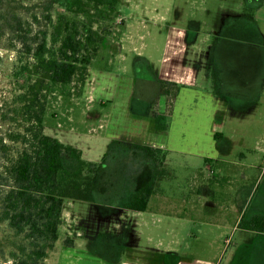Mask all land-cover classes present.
<instances>
[{
    "label": "rangeland",
    "instance_id": "1",
    "mask_svg": "<svg viewBox=\"0 0 264 264\" xmlns=\"http://www.w3.org/2000/svg\"><path fill=\"white\" fill-rule=\"evenodd\" d=\"M239 2L0 0V16L5 18V22L0 21V26L5 24L3 31L0 30V171L4 164L3 155L19 147V143L11 139L26 125L24 95L32 83L39 84L44 79L37 72L40 60L57 56L66 34V25L78 21L84 24V29H78L88 32L92 28L97 36L103 37V42L96 61L94 64L92 62L88 82L86 80L83 85L78 82L47 85L49 97L45 132L57 137L64 132L87 134L94 130L105 138V130L101 129V125L109 119L112 109L110 101L125 90L126 86L122 88L125 74L139 75L136 87L140 88H136V97L141 103L146 101L148 104L150 100L151 111L148 114L152 125L156 128H166L169 123L171 125L176 107L175 121H172V141L180 146V150L188 153H176L172 157L166 166L167 171L162 173L167 174L162 176L156 192L162 195H184L189 204V214L213 221L237 222L241 218H251L254 214H264V168L251 170L244 165L254 161L253 164L264 166V152L253 151L264 149V88L258 99L246 100L239 105L226 96L215 100L217 96L214 92L221 84L211 81L208 76H218L215 67L213 64L209 68L208 64L203 68L197 67L200 61L196 52L205 47L203 36L220 30L224 12L240 14L246 11ZM207 10L211 12L210 16ZM200 22L201 28L198 26ZM197 27L200 31L198 39L195 40L194 36L191 40L186 39L187 32L195 31ZM31 40L33 52L39 42L45 40V52L38 57L29 53L25 44H30ZM103 45L104 48L113 47V55L103 54ZM237 69L235 73L241 80L255 76L252 66L246 67L245 56L239 59ZM162 81L188 87H196L195 83H199L211 93L208 94L202 88L184 90L177 104L180 86L176 97L167 98L164 95L167 98L165 102L163 94L159 96L158 91ZM134 85L132 82L130 89H134ZM101 101H106V106ZM183 133L191 135L187 136L186 141L198 139L199 146L196 147L195 143L182 144ZM223 133L230 139L225 154L234 160L220 163L223 166L220 169L218 163L209 157H216L217 150L211 144L217 143L218 135ZM138 145L141 144L113 140L108 149L104 146V151L100 148L98 154L86 151L88 156L102 155L98 157L99 162L93 160L100 163L92 178L96 202L65 201L59 239L56 247L48 251L44 264L60 262L59 253L68 239H73L81 249H86L87 244L93 247H96L95 244H108L107 238L113 239L109 241L111 244L114 241L119 244L117 227L138 224L144 215L136 211H107L99 207L100 201L106 200L104 195L114 200L124 199L131 191H136L150 181L156 168H159L158 161L138 148ZM207 159L210 161L207 162ZM168 220L175 222L172 227L184 236L190 234L187 243L180 242L183 245L179 249L181 253H189L191 261H194L191 256L193 253L202 254L216 245L209 247L208 244L193 242L197 239L192 238V235H199L202 240L201 233L208 224L175 217H168ZM151 224L152 221L147 226H140L141 244H150V234L157 238L154 232H150L153 227ZM156 233L164 234L157 229ZM16 244L17 238L9 224L0 219V264H16L12 258ZM232 248L233 244L226 246L221 264H230ZM213 249L212 255L219 252L220 248Z\"/></svg>",
    "mask_w": 264,
    "mask_h": 264
},
{
    "label": "crops",
    "instance_id": "2",
    "mask_svg": "<svg viewBox=\"0 0 264 264\" xmlns=\"http://www.w3.org/2000/svg\"><path fill=\"white\" fill-rule=\"evenodd\" d=\"M239 1L241 7L245 8L246 11L240 14L230 11L224 12L225 18L221 23L220 30L211 33L212 35L203 36L205 43L204 50H198V52H196L198 60L200 61V64L197 66L198 68H203V66L206 67V64H208L207 68H209V65L213 64L216 73H218V76L215 78H212L210 74H208L211 81H218L221 84L214 92L217 97L215 98L213 95V98L217 100L220 96H226L237 105L246 100L254 101L258 99L264 88V0ZM207 13L209 16L211 15L209 10H207ZM178 14L181 16L179 12ZM201 23L202 22L198 24L200 28ZM199 32L198 27L195 31L187 32L186 39L190 38L191 40L192 36H194L195 40L198 39ZM102 49L104 50L102 52L103 54L109 56L113 55V47L104 48L103 45L101 50ZM242 56H245L246 67L247 65L252 66L255 71V76L253 78L248 77L245 81L239 79L238 75L235 73L238 70L239 59ZM95 61L96 59L93 61V64ZM125 70L126 67L124 66L123 71ZM125 75V83L122 88L125 86L126 88L125 90L123 89L113 101L109 100L112 103L110 116L109 119L105 120L106 123H102L101 125V129L105 130V138L94 130L87 134H71L64 132L60 133L61 136L57 137L61 142L82 150L86 159L90 161L98 160L97 162H99L98 157L102 155L88 156L86 155V151H93L98 154L100 148L103 151L104 146L108 149L113 140L164 149L169 151L165 162L166 169L168 162L172 160V157L176 155V153L188 155L187 152L180 150L178 148L180 146L175 145L174 141H172V121L174 123V115L176 114L177 108L174 107L171 125L169 123L166 128L154 127L152 125V119L148 114L149 111H151L149 104L150 100L148 104H146V101L141 103L136 97V88H140L136 87L139 75ZM89 76L90 69L87 82L89 81ZM132 82L135 84L134 89H130ZM155 84L158 85L157 82H155ZM198 84L199 83H195L196 87L180 85L181 90L176 99L177 104L180 96L184 95V93L182 94L184 90L189 91L192 89V91H195L201 88L204 89ZM158 91L159 96H162L161 86L160 90L158 88ZM205 91H207L208 94L211 93L208 90ZM162 97L166 102L167 98L164 95ZM123 101L124 105L121 106ZM101 103L103 106L107 104L106 101H101ZM177 104H175V106ZM184 133L182 144L195 143L197 144V146L195 145L196 147L199 146L198 144H200V142L198 139L186 141L187 136L191 135H188V133L185 135ZM218 136V142L211 144V146L216 148L217 155L216 157L209 158H211L210 160H215L216 164L218 163L221 169V167H223L221 166L222 163L226 164L231 161L233 162L234 159H229L225 154L230 139L224 133ZM253 151L263 153L264 149L261 148V151L260 149H255ZM88 153L91 154V152ZM253 162L254 161H251L244 165L251 170L259 167L264 168V166L253 164ZM161 178L163 177L161 176L158 178L157 185ZM133 192L134 191H131L126 198L117 200L110 199L111 197L108 198L104 195L106 200L100 201L99 205L101 206L99 207L107 211H121V209L131 210L124 207V202L127 201ZM159 193L156 192L155 189L151 196L149 209L147 211H136L140 215H144L139 219L138 224H133V227L124 226L123 228L121 225L117 227L119 244L115 241L114 244H111L109 241L113 239L109 240L107 238L108 244H95L96 247L87 244L85 246L86 249H81L80 245L72 239V245L67 246L64 242L63 248L59 253L61 258L58 264H190L191 262L194 264H221V258L228 244H233L230 264H264L263 230L245 228L240 225L241 219L236 222L213 221L201 217L199 218L194 214H189V204L184 195H162V193ZM190 215L198 219H193ZM163 217L166 218V220ZM168 217L190 219L194 222L202 223V225L208 224L209 226L204 228L201 233L202 240L199 235H192V238L195 237L197 239L193 240V242L196 244H208L209 247L216 244L215 246L218 247L216 248L213 246V248L215 250L220 248L219 252L212 255L214 252H212V248L208 251H203L202 254L193 253L191 256L194 261H191L190 254L181 253L179 249L183 245L180 244V242L187 243V239L191 237L190 234L187 233L184 236L180 231L173 228L172 223L175 222L169 221ZM150 221L153 222V224H151L153 227L150 228V232H154L157 238L150 234L148 237V242L150 244H141L142 236L140 235L139 237V234H141L139 230L140 226H147ZM143 222L145 224H143ZM61 224L62 216L59 227ZM156 229L164 234L156 233ZM144 234L145 230L142 232V235ZM204 253L206 255L211 254V256L207 257Z\"/></svg>",
    "mask_w": 264,
    "mask_h": 264
},
{
    "label": "trees",
    "instance_id": "3",
    "mask_svg": "<svg viewBox=\"0 0 264 264\" xmlns=\"http://www.w3.org/2000/svg\"><path fill=\"white\" fill-rule=\"evenodd\" d=\"M0 21L5 22V18L0 16ZM4 25L1 24V31ZM82 25L78 21L68 23L57 56L40 60L37 72L44 79L39 84L32 83L24 95L26 125L11 139L19 143V147L2 157L0 219L9 224L17 238L16 250L12 254L16 264H44L48 251L55 247L59 239V224L65 201L95 199L92 178L100 163L86 159L79 148L65 144L45 132L49 97L47 87L74 82L85 84L90 66L103 42V37L97 36L92 28L88 32L78 29H84ZM25 45L29 53L38 57L45 52L47 42L40 41L34 52L32 40ZM179 90L180 85L177 83L161 82V93L167 98L176 97ZM137 147L157 160L159 168H156L150 181L131 194L124 202V207L145 212L149 209L158 178L167 174L162 175L166 170L167 152L147 145ZM106 156L107 153L103 160ZM190 217L198 219L192 215ZM240 225L264 231V214L241 218ZM66 243L72 245L73 241L68 239Z\"/></svg>",
    "mask_w": 264,
    "mask_h": 264
}]
</instances>
